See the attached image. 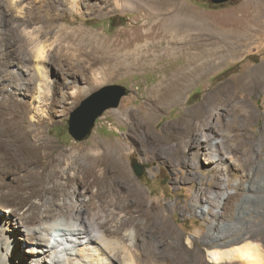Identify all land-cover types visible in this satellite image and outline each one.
I'll list each match as a JSON object with an SVG mask.
<instances>
[{"label":"bare ground","instance_id":"6f19581e","mask_svg":"<svg viewBox=\"0 0 264 264\" xmlns=\"http://www.w3.org/2000/svg\"><path fill=\"white\" fill-rule=\"evenodd\" d=\"M66 5L78 15L83 9L140 13L131 27L124 29L128 35L125 39L110 42L83 24L72 28L59 23L60 14L50 18V10L59 11ZM7 8L14 9L15 16L22 20L20 34L15 38L4 28ZM262 15L264 0H248L225 21L234 28L221 31L198 21L179 0H1L0 264H264V131L253 142L238 135L224 141L228 131L221 123H211L207 117L200 120L204 104L216 100L224 84L207 91L203 103L192 107L183 123L166 125L182 137L200 125L204 127L201 136L193 134L188 142L179 139L168 149L176 159L190 152L182 162L194 169L202 157L217 182L211 196L200 200L216 210L211 213L212 232L207 241L212 246L211 261H206L199 247L187 250L186 261L179 259L175 243L180 232L170 235L157 228L172 226L169 213L175 207L147 206L140 199L135 187L127 183L125 162L116 154L122 150L120 143L114 149L95 140L87 146V152L84 147L78 152L53 154V144L40 131L44 126L41 117L57 112L59 90L51 76L50 51L58 41L46 38L51 26L68 38L64 42L67 54L83 50L90 57L83 70L96 76L95 83L99 75L102 81L156 64L169 55L186 56V63L153 87L142 107L135 111L150 123L157 116L156 107L179 103L193 80L218 68L227 56L237 59L241 52L234 45H241L239 37L244 32L248 37L256 34L252 27L259 24ZM34 22L39 24L31 27ZM206 39L213 48L194 52L195 41L202 43ZM74 45L79 49L72 50ZM263 83L264 62L242 75L236 84L250 92L264 91ZM92 87L84 95L91 93ZM242 104L235 109L229 128L239 126L240 118L252 116L251 112H242ZM115 114L126 120L132 115L127 110ZM26 115L34 124L33 142L23 131L26 120L20 118ZM238 150L245 152L243 160L236 155ZM5 169L13 173L8 183L1 177ZM198 174L190 172L187 180ZM56 177L60 185L53 183ZM231 182L236 186L234 193L222 194L221 185L230 187ZM141 192L146 195L144 190ZM200 212L204 213L203 208ZM174 229L173 226L171 232Z\"/></svg>","mask_w":264,"mask_h":264},{"label":"rangeland","instance_id":"374dc122","mask_svg":"<svg viewBox=\"0 0 264 264\" xmlns=\"http://www.w3.org/2000/svg\"><path fill=\"white\" fill-rule=\"evenodd\" d=\"M46 1L52 2L53 0ZM179 1L188 10L191 9L194 12L198 21L217 30L226 31L227 29H233L235 25H225V21L227 22L237 8L245 7L248 0H227L221 4H213L210 0ZM7 9L9 13L4 22V28L15 38L20 34L19 24L22 23V20L15 16L16 11L14 9ZM139 13L137 10L125 12L104 10L100 13L99 11L83 9L82 14L78 15L71 9L70 5H66L62 6L59 11L50 10V15H48L50 18H57L60 14L61 20L58 21L59 23L72 28L83 24L111 42L126 38L127 33L124 32V29L131 27L132 22L138 17ZM38 24V22H34L31 27H35ZM252 28L256 33L253 37H248L247 33L244 32V35L239 37L241 40L239 44L241 45H234L241 52L237 59L232 60L231 57L227 56V59L225 58L218 68L208 71L202 77L193 80L190 86L184 90L179 103L156 107L157 116L150 123L145 122L135 111L142 107L150 92L155 89L153 87L166 76L170 77L171 75L168 74L186 63V56L181 53L169 55L156 61V64L140 66L138 69H132L121 75L109 76L102 81H100L102 75H99L96 78L99 82L95 83L94 79L96 76L90 70H83V66H88L90 62V57L84 54L85 51L78 50L77 52L74 51V54H67L64 42L68 38L63 33H60L56 26H51L50 31L48 30V36H46L49 39L57 38L58 41V45L53 48L52 52L50 51L51 76L56 79L59 90L56 95L58 101L56 104L57 112L52 115L44 114L45 116L41 117L44 120V126L40 127V131L45 136L44 139L51 142L54 146L52 153L55 154L60 151L78 152L95 140L102 141L103 144L105 143L114 149H116V144L120 143L122 150L118 149L116 154L125 162L127 183L135 187L140 199L147 206L153 204L159 207L163 206V208L167 205L175 207L174 211L169 213L172 226L162 225L157 226V228L159 230L164 229L166 233H171L170 235L177 231L180 232V239L175 244L177 255L181 261H186V258H188L186 253L198 247L201 249L206 261H211L209 253L212 251V246L211 244L208 245L207 241L208 236L212 232L209 227L213 222L211 213H215L216 210L210 209L207 204L200 200L203 198L202 196H211V190H216L217 182L212 179L210 165L205 163L201 159L202 157L198 159V168L194 169L182 162L183 159L190 155V152L188 154H179L176 159L168 149L169 146L174 145L179 139L188 142L193 134L198 137L201 136L204 127L200 125L196 131L182 137L172 133V130L166 128V125L172 122L183 123L184 115L190 112L192 107L203 103L207 91L224 84L221 91L217 92L216 100H207L204 104L205 110L203 109V116L200 120L207 117L211 123H221L224 129L228 131L226 136H224V141L232 140L234 135H238L240 139L250 142L260 138L262 131H264V91L250 89V92H247L245 88H240L236 84L242 75L247 74L250 69L253 70L259 67L264 62V15L259 19V24ZM232 40L230 41L235 42V39ZM133 42L135 44V41ZM195 42L194 52L213 48L207 39L202 41V43L198 40ZM19 44H22V42ZM134 44H131V46ZM71 49L77 50L79 46L74 45ZM28 54H30L29 51ZM66 59L67 63L65 62ZM85 60L89 62H85ZM110 85L123 86L127 94L121 98L116 108L106 110L96 120L89 136L82 141H74L68 133L67 121L70 113L87 96L104 86ZM262 86L264 87V83ZM90 87L93 88L91 93L84 95L85 91ZM0 96L2 97L1 94ZM23 100L29 101L28 98H23ZM240 104L244 105L242 112H251L252 116L240 118L239 126L229 128L230 120L235 115V109ZM209 108L210 110L207 112ZM119 110L131 112V119L126 120L122 117H117L115 113ZM23 118L26 120L23 123V131L29 135V141L33 142V121L29 115L22 116L20 119ZM137 122H139V125ZM261 137L264 140V134ZM232 143L231 141L230 144ZM88 150L87 147L85 152ZM244 153V151L238 150L236 155L240 160H243ZM133 163L141 168L140 176H136L132 169ZM193 171L199 172V174L194 179L187 180L190 178V172L192 173ZM1 177H3L4 182L8 183L13 177V173L11 170L5 169ZM53 183L60 185L59 177H56ZM224 184L221 185L222 194L234 193L236 186L233 182L229 184L230 187ZM141 190H144L147 196L143 195ZM201 191L204 192L203 195H200ZM201 208H203L204 213L200 212ZM233 215H235V212ZM173 226L176 230L174 229L171 232ZM152 227H155V225Z\"/></svg>","mask_w":264,"mask_h":264},{"label":"water","instance_id":"95a60500","mask_svg":"<svg viewBox=\"0 0 264 264\" xmlns=\"http://www.w3.org/2000/svg\"><path fill=\"white\" fill-rule=\"evenodd\" d=\"M213 4L225 3L227 0H210ZM126 89L119 85L104 86L87 96L70 113L67 121L68 133L74 141H82L89 136L96 120L108 109L116 108ZM136 176L141 175V168L132 164Z\"/></svg>","mask_w":264,"mask_h":264}]
</instances>
